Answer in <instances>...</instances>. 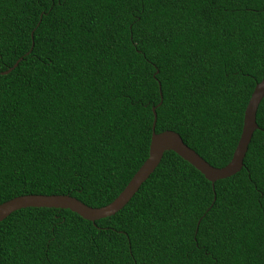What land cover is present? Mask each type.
Returning <instances> with one entry per match:
<instances>
[{
    "label": "trees",
    "instance_id": "obj_1",
    "mask_svg": "<svg viewBox=\"0 0 264 264\" xmlns=\"http://www.w3.org/2000/svg\"><path fill=\"white\" fill-rule=\"evenodd\" d=\"M17 65L12 68L18 60ZM0 204L67 195L99 208L154 133L215 168L264 77V0H0ZM236 174L212 185L174 153L114 215L25 208L0 264H264V96Z\"/></svg>",
    "mask_w": 264,
    "mask_h": 264
},
{
    "label": "water",
    "instance_id": "obj_2",
    "mask_svg": "<svg viewBox=\"0 0 264 264\" xmlns=\"http://www.w3.org/2000/svg\"><path fill=\"white\" fill-rule=\"evenodd\" d=\"M19 60L20 59L13 64L12 68L17 65ZM12 68L0 74H7ZM263 96L264 77L255 84L250 94L243 111L242 126L238 141L230 160L221 168H215L207 164L194 151L183 144L176 133L172 131L154 133L155 113L154 107H152L151 112L153 116L147 157L132 175L122 191L109 204L99 208H91L67 195H24L0 204V221L12 212L25 208L65 209L90 222L112 216L131 199L140 185L156 168L163 153L167 151L174 153L182 161L189 164L200 173L206 181L211 183V185L215 181L228 178L239 172L242 168V161L247 151V146L253 132L257 129L255 124V113Z\"/></svg>",
    "mask_w": 264,
    "mask_h": 264
}]
</instances>
